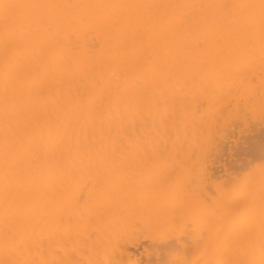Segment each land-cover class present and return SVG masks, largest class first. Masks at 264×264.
I'll list each match as a JSON object with an SVG mask.
<instances>
[{"label":"bare ground","instance_id":"bare-ground-1","mask_svg":"<svg viewBox=\"0 0 264 264\" xmlns=\"http://www.w3.org/2000/svg\"><path fill=\"white\" fill-rule=\"evenodd\" d=\"M0 264H264V0H0Z\"/></svg>","mask_w":264,"mask_h":264}]
</instances>
